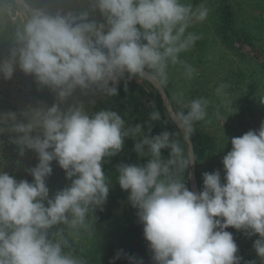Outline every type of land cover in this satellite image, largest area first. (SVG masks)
<instances>
[{"label": "clouds", "instance_id": "9594fccd", "mask_svg": "<svg viewBox=\"0 0 264 264\" xmlns=\"http://www.w3.org/2000/svg\"><path fill=\"white\" fill-rule=\"evenodd\" d=\"M86 2L87 8L65 10L21 0L13 47L0 60V77L10 80L19 67L57 101L29 108L23 113L27 122L8 114L18 134L13 142L19 154L33 150L39 163L28 169L31 183L0 171V264H87L65 251L71 248L67 234L87 228L89 214L102 210L110 184L104 160L121 152L126 138L137 136L141 138L133 150L150 159L143 165L118 164L117 181L138 210L154 264H241L233 235L225 230L229 227L258 234L253 248L264 261V121L258 131L231 139L232 148L222 159L224 182L219 170L205 172L203 190L196 193L169 178L171 166L189 168L196 160L190 149L171 139L173 134H145L141 124L126 127L116 111L90 114L79 101L61 107L77 89L84 95L95 91L116 96L119 82L124 80L127 90L134 77L165 86L170 65L180 64L190 79L195 69L180 54L200 39L187 30L207 19L208 8L182 0ZM97 11L103 22L90 19ZM226 87L218 86L216 94L224 95ZM208 104L204 98L192 100L187 113L179 115L185 139L194 122L208 116ZM164 149H170L166 162L161 159ZM52 161L71 182L49 198L46 178L52 174ZM58 225L65 227L52 231ZM122 256L129 264H144L123 250L110 264Z\"/></svg>", "mask_w": 264, "mask_h": 264}, {"label": "rangeland", "instance_id": "374dc122", "mask_svg": "<svg viewBox=\"0 0 264 264\" xmlns=\"http://www.w3.org/2000/svg\"><path fill=\"white\" fill-rule=\"evenodd\" d=\"M182 2L192 4L194 8L202 4L208 8L209 13L205 21L193 23L187 30L199 35L200 39L196 40L188 51L180 54V59L195 69L194 74L189 79L180 64L170 65L165 86L175 105L183 112L187 113V105L192 100L204 98L209 101L208 116L203 121L194 122L193 126L215 136V150L209 159L202 162L201 169L207 173L219 170L223 183L222 159L232 148L231 139L241 137L249 130L258 131L261 122L264 121V71L261 70L260 60L254 58L246 60L226 46L222 33L218 30L219 8L227 3L233 7L239 28L245 29L255 44V49L251 53L259 55L264 51V0H182ZM67 3L70 5L68 8L74 10L88 7L86 0H72L71 3ZM6 13L12 15L15 21H19V12L14 15L9 7L2 6L0 30L6 23ZM92 18L103 22L98 11L90 14V19ZM9 52L5 59L8 58ZM252 83L258 90L250 91L249 85ZM36 84L35 77L24 74L19 67L10 80L0 77V129H3L0 133V171L11 177L39 163L38 154L33 150L26 149L24 155L19 154V147L13 142L18 134L12 131L14 121L8 115L14 113L18 122H27L23 113L29 108L48 107L40 102L33 92ZM221 84L227 87L224 95L218 96L216 89ZM76 101L83 103L90 114L96 111L91 103L102 101L122 118H130L116 98L104 97L95 91L84 95L77 89L73 97L61 107L66 108ZM140 138L136 137L137 140ZM128 195L129 193L122 190L118 182L109 184L107 200L102 210L96 208L89 214L88 227L67 234L70 245L79 248L77 252L72 251L75 256L87 261L92 253L120 244L122 229L129 214L138 211L129 202ZM57 227L65 226L58 225L52 231H56ZM225 230L233 235L238 246L236 255L241 257V264H254L253 260L256 258L248 257L246 249L259 237L258 234L248 236L244 230L232 227ZM258 260L264 264L260 258Z\"/></svg>", "mask_w": 264, "mask_h": 264}, {"label": "trees", "instance_id": "16d2710c", "mask_svg": "<svg viewBox=\"0 0 264 264\" xmlns=\"http://www.w3.org/2000/svg\"><path fill=\"white\" fill-rule=\"evenodd\" d=\"M9 7L12 10V14L16 15L20 10V5L15 0H0V7ZM39 6L49 7L52 9L64 8L65 10L70 5L65 0H39ZM220 17L218 23L220 32L223 36V41L226 46L233 51V53L239 55L246 60L258 59L261 66V70L264 71V51L260 52L259 55H254L251 52L255 49V44L252 42V37L245 29L239 28L238 18L236 17L233 7L227 3L220 6ZM6 13V23L4 27L0 30V60L5 59V56L10 51L13 46V33L15 26L19 21H15L12 17ZM259 52V51H257ZM257 54V53H255ZM261 55V57H259ZM250 91L254 92L257 87L254 83L250 84ZM172 104L174 106L175 112L179 116L181 111L177 105H175L168 89L164 86ZM258 90V89H257ZM33 92L40 102L46 104L50 107L56 101L55 94L51 92L47 87L41 88L38 84L33 88ZM125 109L126 114L130 118H122L126 121L127 126H135L136 124H141L145 134H150L152 136L161 133L162 131H168L173 134L171 139L173 141H179L181 146L186 150H189L187 140L184 134L179 129L177 124L174 122L159 90L146 78L139 79L133 78L127 81V90H125V81L121 80L118 85V94L113 96ZM96 111L105 109L111 110L108 105L102 101L91 103ZM153 113H158V119L153 120L151 118ZM133 120V123H132ZM149 129L151 132L149 133ZM190 138L194 148V156L196 158V177L199 183L200 191L203 190V173L206 171L201 169L202 162L209 159L216 146V139L214 135H210L201 131L198 128H194L190 132ZM136 137L126 138L124 148L115 156L106 157L104 160V171L108 181L110 183H117L118 172L116 166L120 163L124 164H140L143 165L147 163L149 156H139L134 149V143L136 142ZM170 149H164L161 153V159L167 161L170 158ZM37 165V164H36ZM34 165L33 167H35ZM52 174L46 178V185L49 188V198H52L57 191L64 189L70 184V180L66 178L65 170L59 167L56 161H52ZM32 167V168H33ZM13 178L17 181L27 180L28 182L33 181V177L29 174L28 170L17 172L13 175ZM164 178V177H162ZM169 178L175 179L185 183V186L191 191L190 188V165L189 168H180L178 165H173L170 167ZM47 206V203L45 202ZM130 216L126 220V223L122 229V241L120 244L114 245L109 248H102L89 257L87 264H110V261L116 256L117 252L123 250L127 256H134L137 259H143L144 264H154L152 260V253L148 248V242L143 236V225L139 222L137 211L129 214ZM259 238V237H258ZM257 239V238H256ZM254 239V241L256 240ZM252 241L248 248L246 249V255L253 259L254 264H261L258 260ZM78 247L71 245L70 249H65V251L77 252ZM115 264H129L128 259L122 256L120 259L115 261Z\"/></svg>", "mask_w": 264, "mask_h": 264}, {"label": "water", "instance_id": "95a60500", "mask_svg": "<svg viewBox=\"0 0 264 264\" xmlns=\"http://www.w3.org/2000/svg\"><path fill=\"white\" fill-rule=\"evenodd\" d=\"M19 5H21V0H15ZM147 80H149L161 93L162 98L174 120V122L177 124V126L180 128V120H179V116L177 115V113L175 112L174 106L170 100V97L165 89L164 86H160L157 83H155L154 81H152L150 78H146ZM184 134V132H182ZM190 133L187 134V143L189 146V149L192 151L193 155H194V148H193V144L190 138ZM185 136V134H184ZM196 169H197V165H196V161H194L193 163L190 164V188L191 191L199 193L200 192V188H199V183L196 177Z\"/></svg>", "mask_w": 264, "mask_h": 264}]
</instances>
